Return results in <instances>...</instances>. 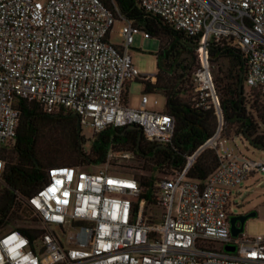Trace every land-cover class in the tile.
<instances>
[{"label": "built area", "instance_id": "2783aa9c", "mask_svg": "<svg viewBox=\"0 0 264 264\" xmlns=\"http://www.w3.org/2000/svg\"><path fill=\"white\" fill-rule=\"evenodd\" d=\"M137 2L197 38L198 105L219 116L210 43L239 50L247 61L243 84L264 89V0ZM115 20L123 22L119 46L108 41ZM135 30L102 0H0V176L16 134L18 98L46 112L72 113L91 135L136 126L145 142L170 143L172 116L147 109L144 93L138 108L125 101L131 81L154 78L140 73L128 55ZM219 130L185 156L181 169L154 181L151 202L139 198L136 178L109 169L135 158L132 151L109 148L100 164L50 170L35 193L17 197L37 216L24 220L29 235L0 228V264H264V231L232 236L229 227L230 207H237L233 192L264 172V162L220 148ZM205 147L214 150L217 165L200 181L188 172Z\"/></svg>", "mask_w": 264, "mask_h": 264}, {"label": "trees", "instance_id": "16d2710c", "mask_svg": "<svg viewBox=\"0 0 264 264\" xmlns=\"http://www.w3.org/2000/svg\"><path fill=\"white\" fill-rule=\"evenodd\" d=\"M138 31L156 37L159 46L154 53V80H139L141 93L161 94L163 112L173 118L170 143L158 148L144 141L138 129L107 127L87 140L76 128V117L63 110L46 112L31 100L18 98L15 104L19 120L13 144L4 153L0 176V228L15 227L29 235L24 226L14 225L27 218L36 221L31 208L17 197L35 193L50 170L61 166H86L104 162L107 150L132 151L142 160L148 175L134 174L140 186L139 198L153 200L155 172L181 169L185 156L192 154L220 127L226 139L236 135L251 147L264 150V89L249 88L245 95L243 79L246 58L225 42L210 43L207 61L216 64L212 82L217 96L219 116L213 107L197 104L193 90V72L197 67V38L185 34L158 15L146 12L137 0H102ZM223 61V63H222ZM240 74L242 76L240 77ZM241 85V89H239ZM84 142H89L85 149ZM149 162V165L146 163ZM217 165L214 150L203 148L189 168L191 178L203 181Z\"/></svg>", "mask_w": 264, "mask_h": 264}, {"label": "rangeland", "instance_id": "374dc122", "mask_svg": "<svg viewBox=\"0 0 264 264\" xmlns=\"http://www.w3.org/2000/svg\"><path fill=\"white\" fill-rule=\"evenodd\" d=\"M122 25V21L115 20L113 22L108 35V41L112 45L119 46L121 44L122 38L118 35V30ZM158 46L159 40L156 37L146 38L141 31H134L132 35V42L130 47H128L127 52L132 64L140 73L153 75L154 77L156 72L154 53L158 49ZM196 68L193 67L192 69ZM208 69L211 77L213 78V75L216 71V64L208 62ZM242 86L245 95H247V86L245 84H242ZM141 88L142 84L139 80H133L127 86L125 92V101L129 107H139ZM190 92L193 93V90L191 89ZM147 97L149 98V103L146 105L147 109L163 111L164 98L161 94H147ZM153 99L157 101L156 104L152 103ZM80 132L84 139H91V131L89 128L82 127ZM220 133L221 131L219 130V138L221 141L219 145L220 148L232 152L239 151L251 159H259L264 162V150L251 147L246 141L236 135L228 136L226 139H224ZM88 144L89 142H84L83 146L85 149L88 147ZM146 164L149 165V162ZM109 169L114 172L125 173L131 176L134 174L148 175L150 173V171L147 170L148 168H142V160L138 159L137 157L121 162L115 166L112 165ZM170 172L171 171L169 170H161L159 172H155L154 177L159 179L163 176H167ZM251 179L252 180H250L246 186V189L243 188V184H240L241 189L239 191L236 193L232 191L235 194L233 202L236 203L237 207L232 205L230 210L232 214H237L239 212H245L248 210L255 212V216L247 218L243 224V232L246 235L255 236L257 234H261L264 231V186L260 187V184L264 181V172L255 174L253 177H251ZM26 224L27 223L25 221H16L14 225L25 226ZM8 227H10V225H5L2 228Z\"/></svg>", "mask_w": 264, "mask_h": 264}, {"label": "water", "instance_id": "95a60500", "mask_svg": "<svg viewBox=\"0 0 264 264\" xmlns=\"http://www.w3.org/2000/svg\"><path fill=\"white\" fill-rule=\"evenodd\" d=\"M242 74H240V77ZM239 89H241V85H239ZM76 128L77 131H80V125L78 120H76ZM125 129H138L136 126H128ZM158 148H165L164 145H158ZM264 186V181L260 184V187ZM255 216L254 211H248L245 213H239V214H232L229 216V227H230V233L232 236H236L239 232L243 230V224L245 220L249 217ZM236 221H238V224H236ZM225 250L227 251H232L233 247L232 246H225Z\"/></svg>", "mask_w": 264, "mask_h": 264}, {"label": "crops", "instance_id": "0c3cea01", "mask_svg": "<svg viewBox=\"0 0 264 264\" xmlns=\"http://www.w3.org/2000/svg\"><path fill=\"white\" fill-rule=\"evenodd\" d=\"M250 180H252L251 177L248 178V179L245 181V184L248 185V183L250 182Z\"/></svg>", "mask_w": 264, "mask_h": 264}, {"label": "flooded vegetation", "instance_id": "af4514ba", "mask_svg": "<svg viewBox=\"0 0 264 264\" xmlns=\"http://www.w3.org/2000/svg\"><path fill=\"white\" fill-rule=\"evenodd\" d=\"M125 130H128V129H125ZM124 130V131H125ZM248 211H251V210H248ZM248 211H245V212H248ZM245 212H239V213H245ZM239 213H237V214H239ZM230 216V215H229ZM236 224H238V221H236Z\"/></svg>", "mask_w": 264, "mask_h": 264}]
</instances>
